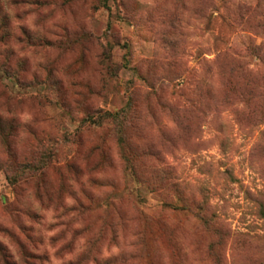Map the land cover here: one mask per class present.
<instances>
[{
  "label": "rangeland",
  "instance_id": "374dc122",
  "mask_svg": "<svg viewBox=\"0 0 264 264\" xmlns=\"http://www.w3.org/2000/svg\"><path fill=\"white\" fill-rule=\"evenodd\" d=\"M0 264H264V0H0Z\"/></svg>",
  "mask_w": 264,
  "mask_h": 264
},
{
  "label": "trees",
  "instance_id": "16d2710c",
  "mask_svg": "<svg viewBox=\"0 0 264 264\" xmlns=\"http://www.w3.org/2000/svg\"><path fill=\"white\" fill-rule=\"evenodd\" d=\"M114 115H116V114H114Z\"/></svg>",
  "mask_w": 264,
  "mask_h": 264
}]
</instances>
